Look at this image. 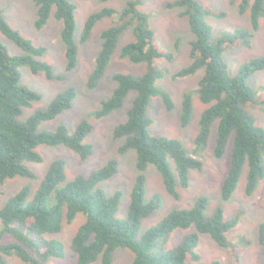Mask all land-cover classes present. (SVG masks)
<instances>
[{"label":"trees","instance_id":"1","mask_svg":"<svg viewBox=\"0 0 264 264\" xmlns=\"http://www.w3.org/2000/svg\"><path fill=\"white\" fill-rule=\"evenodd\" d=\"M104 2L110 0H103ZM241 13L250 11L253 32L238 29L233 36L217 37L207 16L223 17L225 12L204 6L197 0H176L168 7L182 9L187 16L195 38L191 41L192 62L179 70L175 76L190 77L202 73L199 81V96L208 107L203 112L200 132L195 144L197 150L208 144L211 129L219 120L216 155L222 157L230 138L234 137L232 163L222 184L221 196L228 201L239 187L246 164L249 165L246 192L253 194L264 179V128L249 111V106L257 102V91L248 82L249 77L264 69V56L242 65L239 73L232 76L224 59L225 52L240 42L250 44L254 32L264 18V0H236ZM36 27L41 29L49 21L52 13L64 22L62 31L66 43L67 70L76 68L80 48L75 39L76 4L71 0H36ZM143 0H131L123 10L106 6L91 13L86 19L82 41L90 38L98 21L105 17L117 18V22L102 33L103 45L96 60V66L88 77V86L95 88L104 77L119 40L123 33L133 28L135 40L126 44L122 56L135 63H146L148 71L142 76L130 73H117L118 86L113 95L104 101L102 108L94 114L106 116L122 107L131 90H137L128 119L115 128L117 138H125L120 151L125 153L135 149L138 154L139 174L135 181L129 213L126 219L117 214L122 192L108 195L99 184L118 172V161L110 160L90 175L79 174L68 180L66 161L58 158L53 161L45 179L33 200H29L30 187L24 186L11 196L0 210L2 230L0 231V264H9L7 256L17 255L26 264H46L52 257L66 256V246L62 240L48 235L61 232L64 222L72 223L83 213L85 222L79 227L72 240V251L76 264H92L101 258V264H114L115 251L127 247L134 254L129 264H222L220 260L211 263L203 261L198 251L200 234H209L217 243L227 248L236 264H241V250L231 244L228 233L238 225L239 215L226 218L223 207H217L208 214L209 198L198 197L192 207L176 208L160 222L140 235L143 221L162 207L163 199L154 195L146 199L147 176L145 171L156 165L162 174L168 193L179 198V186L188 188L191 170H202L204 162L191 155L177 138L152 135L149 131L153 123L148 107L154 95H160L169 110L175 107L171 93L157 85V80L167 74V70L157 67V60L172 54L160 49L155 31L150 27L146 13L141 9ZM0 30L17 43L24 51L12 55L9 48L0 40V197L5 195L7 181L18 175L35 177L28 162H41L43 156L38 151L41 144H64L75 150L82 158L93 154V144L86 142L92 130V123L85 120L71 132L66 125L54 131H40L39 126L63 111L71 108L77 96L75 88H69L57 95L50 106L38 110L27 120L20 119L24 108L30 106L41 94L29 86L21 84L20 68L27 65L34 73L44 72L50 79H62L54 73L43 56L47 48L36 45L14 28L0 10ZM264 103V99L261 101ZM194 111L193 97L185 94L182 111V124L191 123ZM194 231L173 249L162 247L164 241L178 228ZM12 235L13 241L4 242L5 235ZM259 242L264 249V221L259 226Z\"/></svg>","mask_w":264,"mask_h":264},{"label":"rangeland","instance_id":"2","mask_svg":"<svg viewBox=\"0 0 264 264\" xmlns=\"http://www.w3.org/2000/svg\"><path fill=\"white\" fill-rule=\"evenodd\" d=\"M71 1L77 6L75 39L80 52L78 65L70 71L67 70L66 43L62 36L64 22L56 18L55 12L52 13L48 23L39 29L36 27L38 8L36 0H0V10L10 24L25 37L31 39L36 45H43L47 48L46 53L38 58L51 64L55 74L63 76L62 79H50L44 72L36 74L29 66H22L20 68L21 84L39 92L41 98L25 107L20 119L25 121L36 111L47 109L58 94L73 87L77 91L73 106L54 119L42 122L39 130L54 131L59 126L66 125L71 132H75L81 122L89 120L92 123V130L85 140L93 144V154L84 159L78 152L64 144L39 145L37 149L43 156V160L27 163L36 176L32 178L18 175L9 179L5 187V195L0 197V210L6 201L24 186L30 187L28 199L33 200L51 164L58 158H63L66 161L68 180L79 174L90 175L110 160L116 159L119 163L118 172L102 181L99 187L109 196L117 191L122 192L117 216L120 219H126L131 204L132 190L139 174L138 154L135 149H130L125 153L120 151V147L125 143V138H117L115 128L128 119V112L133 106L137 90H131L125 98L123 106L112 113L103 117H97L94 113L102 108L103 102L111 98L117 88L118 82L115 79V74L130 73L142 76L148 71V66L146 63H135L122 56L124 46L135 40L134 30L130 28L121 36L104 77L97 87L90 88L88 77L96 66L97 56L103 45L102 33L115 24L117 18L105 17L98 21L90 38L82 41L86 19L91 13L106 6L123 10L131 0ZM174 1L176 0H143L141 6L148 17L150 27L155 31L160 49L173 55L158 59L156 64L158 68L167 70V74L157 80V85L171 93L175 107L169 110L164 99L160 95H154L148 107V114L153 119L149 131L152 135L179 139L191 155L203 160L204 167L202 170H191L190 186L188 188L179 186V198L168 193L158 167L156 165L148 167L145 171L147 176L146 199L150 200L158 194L162 197L163 204L152 215L144 219L140 235L160 222L173 209L192 207L199 196L205 195L209 198L208 214H212L217 207L221 206L225 210L226 218L230 219L239 215V223L228 233V238L232 245L239 246L241 264H264V249L259 242V226L264 221V179L253 194H248L246 183L249 165L246 164L234 196L228 201L223 200L221 188L232 163L234 137L230 138L225 154L218 157L215 149L219 120H216L212 126L206 147L197 150L195 141L200 132L203 112L208 105L202 102L198 92L202 73L186 78L175 76L179 70L192 62L191 41L195 35L192 32L189 18L182 15V9L168 7V3ZM197 1L214 10L225 12L223 17L213 14L207 16V21L212 25L217 37L233 36L238 29L253 32L250 11L241 13L236 0ZM260 21V27L254 32L250 44L240 42L225 52L224 59L232 76L239 73L242 65L264 56V18ZM0 40L9 48L12 55L25 53L15 41L4 35L1 30ZM248 82L257 91V102L249 106L248 109L256 118L257 124L264 128V103L261 102L264 99V69L252 74ZM186 93L192 95L194 103L192 120L188 126L182 124L183 101ZM85 220L86 216L80 213L72 223L65 221L60 233L47 236L62 240L66 246L67 254L63 258L52 257L46 264H76L77 259L71 248L72 240ZM1 230L2 221L0 218ZM194 231H197L195 225L190 228H178L163 242L162 247L173 249L183 241L185 236ZM13 240L14 237L9 234L3 237L4 242ZM198 251L205 262L211 263L214 260H220L222 264H236L231 252L217 243L209 234H200ZM134 257L135 254L131 249L119 247L115 251L114 264H129L134 260ZM6 258L9 264H26L17 255ZM92 264H101V258Z\"/></svg>","mask_w":264,"mask_h":264}]
</instances>
